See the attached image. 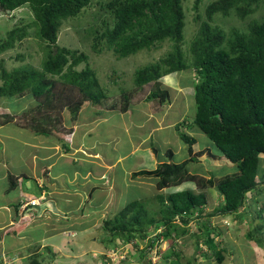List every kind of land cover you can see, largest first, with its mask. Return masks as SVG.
I'll list each match as a JSON object with an SVG mask.
<instances>
[{
	"label": "trees",
	"instance_id": "1",
	"mask_svg": "<svg viewBox=\"0 0 264 264\" xmlns=\"http://www.w3.org/2000/svg\"><path fill=\"white\" fill-rule=\"evenodd\" d=\"M100 1L0 0V13L10 14L27 4L34 17L32 22L23 26L22 22L16 24L6 38L0 36V55L14 49L17 41H23L31 27L36 28V35L42 41L40 45L43 53L38 68L23 66L12 72L2 68L0 98L31 94L40 102L41 110L47 115L62 114L69 110L74 120L88 103L98 110L104 104L107 109L114 110V101L119 99L110 98L107 89L99 82L97 73L90 67L89 58L59 44V34L64 24L92 6L97 9L88 23L91 34L89 38L92 50L99 54L111 51L119 58H127L169 43L170 51L166 57L136 71V88L122 93L119 109L122 113L128 112L137 90L146 85L150 88L152 99L160 104L159 109H163V106L172 103L174 95L163 88L161 80L167 75L193 69L196 73L195 119L193 122L181 120L175 124L177 135L189 157L185 164L199 163L207 155L213 160L229 161L234 165V173L217 179H206L190 174L184 164L179 166L174 163L146 171L144 173L155 175L157 179L156 189L159 192L155 197L160 203L161 217L156 219L145 203L137 200L128 204L114 219H107L103 229L112 237V242L116 238L125 242L138 238L147 240L149 246L138 253L139 259H143L161 236L169 241L180 238L188 235V226L193 219H208L209 224L196 236V249H200V240H204L203 243L215 251L218 263L223 264V253L227 249L215 243L213 235L219 236L218 229H211L210 218L235 216L241 219L239 211L250 207L247 195L254 194L251 198L254 199L264 193V18L256 17L258 12H264V0H214L202 12L199 9L203 0H193V24L197 25V30L194 41L185 51L184 32L188 25V8L183 5L185 0ZM217 15L230 22L225 24L219 18L222 25L217 24ZM18 58L24 57L21 55ZM82 62L88 64L79 70L77 67ZM3 117L12 121V117L7 114ZM45 119L44 124L41 120L40 126L32 128L36 133L49 136L54 121L51 116ZM0 124L4 123L0 121ZM194 128L207 136L218 154L213 153L211 147L197 148V140L188 132ZM63 142L60 143L65 146L69 144L66 139ZM168 154L174 159L172 149H169ZM140 173L144 174L142 170ZM9 180L10 189H15L16 178L9 175ZM187 182H194L200 192L189 189L164 192ZM209 192L224 198V203L212 214L205 213ZM259 203V209L252 215L255 226L247 238L262 248L264 201ZM19 208L20 205H16V209ZM176 221H180L182 228ZM161 227V233L148 237L150 229L153 228L155 233ZM219 248L222 250H217ZM45 251L55 256L49 248ZM38 252L33 259H28V264L45 263L47 256L37 255ZM201 254L210 257L207 252ZM179 256L177 253V259L169 263L180 264Z\"/></svg>",
	"mask_w": 264,
	"mask_h": 264
},
{
	"label": "rangeland",
	"instance_id": "2",
	"mask_svg": "<svg viewBox=\"0 0 264 264\" xmlns=\"http://www.w3.org/2000/svg\"><path fill=\"white\" fill-rule=\"evenodd\" d=\"M109 1L102 0L100 2L108 3ZM212 1L214 0H203L199 12L204 11V7ZM193 3V0H185L183 4L185 8H188L186 14L188 25L184 32V51L188 50V46L196 36L197 25L193 24L195 15L192 7ZM96 9V6L84 9L77 18L65 23L59 34V44L77 50L79 54L83 53L89 58L90 67L97 73L99 82L107 89L110 98L119 99L115 100L113 104L117 109H107L104 104L98 110L91 103H88L79 111L78 119L74 120L69 110L61 112L62 114L51 113L47 115L45 111L41 110L40 102L31 94L18 95L13 98L2 97L0 98V115H2L0 121L7 124L10 119L3 117V115L16 116L14 121L16 125L8 128L9 138L7 140H11L12 145H9V141L3 144L6 149L10 148L14 153L19 152L23 141H26L25 146L33 147V150H31L33 152H37L36 148L39 149L40 145H47L48 149H53L52 147L57 144L58 149L63 153L67 148L65 146V149H63L59 142H63L64 139L68 142H72V140L74 142L76 139L78 143H86L85 146L87 147L88 144L91 145L99 140L101 143L98 147L103 151L109 163H113L120 157L125 158L120 160L117 167H113L116 170L115 177L113 173H109L99 180L100 175L97 174H101L102 171L98 166H92L97 179L88 182L95 184L94 188L97 187L98 189L96 191L92 190V195H89L90 189L93 187L89 183H87L85 189L82 187L84 185L78 184L80 182H77L73 187L77 188L78 191L81 190L82 200H80L81 197L78 194L73 193L71 202H68L57 197V194L63 192L54 190L52 196L60 205V208H57L60 211H65L64 216L57 213L46 215L47 205L40 207L41 204L39 203L37 206H31V209L38 213L37 217L30 214L29 217L32 218V222L27 232L25 227L30 223L29 220L23 224L22 229H17L18 233L14 235L15 238L11 237L14 242L10 244H14L15 246H13L16 249L7 247L9 242H6V240L12 241L8 235L14 231L16 232V230L0 226V264H28V259L31 257L33 259L38 250L37 255L47 256L44 264H170L169 262L177 259V253L180 255V260H178L180 264H219L215 251L209 249L203 243L204 240H200V249H196V236L201 234V229L209 224L208 219H193L188 226V235L180 238L169 241L161 236L159 242L155 244L154 248L150 249L148 256L143 259H139L138 253L149 246L147 240L138 238L132 242H125L120 238H116L112 242V237L103 229L104 222L107 219H114L128 204L137 200L143 204L145 203L146 208L153 212L152 215H155L156 219L161 217L159 213L160 203L155 197L159 192L156 189L157 179L155 175L144 173L146 171H154L166 164L172 165L174 163L179 166L184 164V167L189 169L190 174L206 179H217L219 176L232 175L234 165L225 159L213 160L207 155L199 163L189 162L185 164L189 157L186 155L185 145L177 135L175 124L181 120L189 123L195 119L197 111L194 97L196 73L193 69L167 75L161 80L163 88L174 95L172 96V103L163 106V109H159L160 104L152 99L150 88L146 85L137 90L132 98L129 111L126 113L121 112L119 102H121L122 93L136 88L134 83L136 71L166 57L170 51V44L166 42L167 44L163 43L158 48L140 51L127 58H119L111 51L99 54L92 50L89 38L91 34L88 26L90 17ZM256 17L264 18V12H258ZM33 18V12L27 4L10 14L0 13V36L6 38L7 33L16 24L22 22V25H20L23 26L25 23L32 22ZM219 18H221L220 15L215 17L216 22L222 25L218 20ZM222 22L228 24L230 20L222 19ZM231 24H234V22ZM40 42L42 41L36 35V28L31 27L28 29V36L23 41H17L14 49L7 50L0 55V84H2L1 73L3 67L8 72L23 66L40 67L43 54ZM21 55H23V59L18 58ZM87 64L88 62H82L77 68L81 70ZM96 113H99L98 117ZM46 116H51L54 121L51 129H49L50 126H46L51 134L47 136L48 141L44 137L40 140L38 136L40 134H37L32 128L40 126L41 120L44 121L42 122L44 124ZM32 119H34V122ZM81 123L80 129L74 134L75 128ZM6 128L1 130L6 131ZM91 128L92 132L89 136L86 133ZM188 132H191L197 140V148L211 147L212 152L218 154V150L212 142L199 129L194 128L188 130ZM58 133L62 135L60 136ZM29 138L35 141L31 140L33 141L31 143L28 140ZM142 140L146 142L141 146ZM139 147H141V151H138L137 148ZM169 149L174 151V159L170 158ZM10 150L9 153L14 154ZM135 151L138 155L135 154ZM22 155L27 157L24 152ZM0 156H2L1 152ZM4 157L6 156L1 158ZM138 167L139 169H137ZM129 169H132V171L126 172ZM141 170L144 174L140 173ZM16 171L18 173L27 172V174L31 172L29 168L26 169L24 166H16ZM41 173L43 174V170H41ZM81 177L79 175L76 181L80 180ZM26 181L27 183H25ZM59 182V185H62L61 182H63L67 186L63 179ZM7 184H11L10 180L7 181ZM0 185L3 186V183L0 182ZM19 186V192H22L23 197L28 196L30 199L37 197L39 188L34 184L33 179H21ZM187 189L194 190L197 193L200 192L194 182H187L181 186L166 189L164 192L172 193ZM69 193L70 191H64V194ZM253 195L252 193L247 195L250 201H246L250 207L242 208L238 213L242 220L235 216H214L210 218L211 229H218L219 236L213 235L215 243L227 249L223 253L225 256L223 264H264V247L260 248L247 238V234L255 226L252 215L259 209V202L264 201V193L251 199ZM79 201L82 205H80V209H77ZM223 203V197L209 192L205 213L212 214ZM75 209L78 213H74V216L71 213ZM81 210L84 212H80ZM196 214L195 212L194 216ZM5 215L8 216V213ZM46 223L49 224L48 227H45ZM176 224L182 228L180 221H176ZM67 228L70 230L67 231ZM152 230L153 228L148 233L149 238L161 233L163 229L161 227L155 233ZM81 231L82 233H80ZM193 234L194 236H192ZM19 236H22V238L19 239ZM46 248H49L55 256L52 257L48 251H45ZM201 252H207L210 257L202 256Z\"/></svg>",
	"mask_w": 264,
	"mask_h": 264
},
{
	"label": "crops",
	"instance_id": "3",
	"mask_svg": "<svg viewBox=\"0 0 264 264\" xmlns=\"http://www.w3.org/2000/svg\"><path fill=\"white\" fill-rule=\"evenodd\" d=\"M15 119H16V116H15ZM15 125H16L15 122H10L6 125H0V152L2 155L0 156V182L3 183V186L0 185V226L1 227L3 226V228H5L4 226H6L10 229L16 230V232L14 231L13 233L8 235V237L11 240H12L11 237H14V235L18 233L17 229H22L23 224L25 222H28L29 220L30 223L25 227V230L27 232V229L29 228L32 222V218L29 217L30 214L37 217L38 213L30 208H27L24 211L22 207L23 204H27L30 200H38L37 202L41 204L40 207H43V205L48 206L46 215L51 214V213H57L59 215H63L65 211H60L57 208V207L60 208V205L52 196V192H54V190L58 192H63L61 194H57V197L63 198L64 200L68 202H71V196L73 193L78 194V196L81 197L80 200H82V196H80L81 190L78 191L77 188H73V187L74 185L77 184V182H80L78 184L84 185L82 187H84L85 189L87 186V183H89L90 185L93 186L92 189H90L89 195L90 194L92 195L91 193L92 190L96 191L98 189L97 187L94 188L95 184H91L90 182H88L90 180L97 179L96 178L97 176L94 174V170L92 166L95 165L101 169L102 171L101 174H97V175H100L99 180L101 179L102 176L105 175L104 177H106L109 173H113L115 177L116 170L113 167L115 166L117 167L118 163H120V160H123L125 158V157L123 158L120 157L116 161H113V163H109V160H107L105 154H103V151L100 150L98 147L100 146V143H101L99 140L95 141L91 145L88 144V147H87L85 146L86 143L84 142L78 143L75 139L74 142L72 140V142H69V144L66 145L67 149H65V145L59 142L62 148L65 149L63 153L60 149H58V146L55 143H54L55 146L52 147L53 149H48L47 145L45 146L40 145L39 149L36 148L37 152H33L31 151L33 150V147L25 146L26 141H23L21 142L22 146L19 149V152L14 153L12 150H10V148L6 149L3 143L5 142L8 143L9 141V145H12V141L7 140L9 138L8 128L9 126H15ZM81 125L82 123L77 125V127L74 130V134L76 133L77 130L80 129L79 127ZM5 127H7L6 131L1 130ZM86 134L90 136L91 131L89 130ZM38 136L40 140L42 137H44L45 140L48 141L47 136H44L42 134ZM28 140L30 142L31 140H34V139L29 138ZM145 142L146 141L142 140L141 146ZM31 143H33V141H31ZM39 143L41 144L42 142H39ZM72 145H74L75 147L73 148ZM76 145H79V146H76ZM140 148L141 147L137 148L139 149L138 151H141ZM83 149H90L95 152V155L84 154L85 151H83ZM9 150L13 152L14 154L9 153ZM23 152L24 154L27 155V157H23L22 155ZM136 153L137 152L135 151V154ZM3 156H6V157L1 158ZM16 166H24L26 169L29 168L31 172L28 174L27 172L18 173L16 171ZM86 166H89V167H86ZM112 168L113 170H111ZM137 169H139V167ZM41 170H43V174L41 173ZM127 171L131 172L132 169L126 170V172ZM9 175H13L16 178L17 187H15V189L13 190H11L10 185L7 184V181L9 180ZM79 175H81L82 177L80 180L76 181ZM21 179H26V180L33 179L34 184L38 186L39 188L38 195H36L37 197H33L30 199V197L28 196L27 197L22 196V192H19L20 190L19 184L21 183ZM61 179H63L66 182L67 186H65L63 182H61L62 185H59L60 183L59 181ZM25 183H27V181ZM64 191L65 192L70 191V193L64 194ZM82 194L84 193L82 192ZM29 195L31 194L29 193ZM86 200L87 199L85 198V201ZM16 205H20L19 210L16 209ZM80 205L82 204L79 201V206L77 209H80ZM77 209L73 210L71 214L75 216L74 213H78ZM80 212H84V211L81 210ZM6 213H8V216L5 215ZM48 225L49 224L46 223L45 227H48ZM18 238L20 239L22 238V236H19ZM6 242H9V246L5 244L7 247H11V249L12 247L14 248L15 245L13 244L14 245L13 246L12 244H10L14 242L13 240L12 241L6 240Z\"/></svg>",
	"mask_w": 264,
	"mask_h": 264
},
{
	"label": "clouds",
	"instance_id": "4",
	"mask_svg": "<svg viewBox=\"0 0 264 264\" xmlns=\"http://www.w3.org/2000/svg\"><path fill=\"white\" fill-rule=\"evenodd\" d=\"M173 74H175V73H173ZM171 75V74H170ZM95 111V110H94ZM13 117H14V115H13ZM12 117V121H10V122H14V120H15V117L13 118ZM98 117V116H97ZM78 119V118H77ZM9 122V123H10ZM8 124V123H7ZM0 125H6V123L5 124H0ZM90 131L92 132V128L90 129ZM90 150V149H89ZM92 151V150H91ZM94 152V151H93ZM95 153V152H94ZM84 154H86L85 152H84ZM263 158H264V156H262ZM38 200H30L27 204H23V210L25 211L27 208H30L31 209V206H37L39 203L37 202ZM34 202V203H33Z\"/></svg>",
	"mask_w": 264,
	"mask_h": 264
},
{
	"label": "water",
	"instance_id": "5",
	"mask_svg": "<svg viewBox=\"0 0 264 264\" xmlns=\"http://www.w3.org/2000/svg\"><path fill=\"white\" fill-rule=\"evenodd\" d=\"M83 151H85L86 154L95 155V153L89 149H83Z\"/></svg>",
	"mask_w": 264,
	"mask_h": 264
},
{
	"label": "built area",
	"instance_id": "6",
	"mask_svg": "<svg viewBox=\"0 0 264 264\" xmlns=\"http://www.w3.org/2000/svg\"><path fill=\"white\" fill-rule=\"evenodd\" d=\"M34 203V202H33Z\"/></svg>",
	"mask_w": 264,
	"mask_h": 264
}]
</instances>
